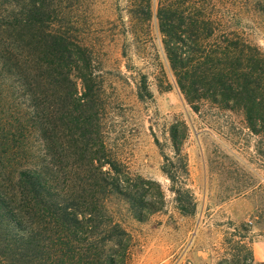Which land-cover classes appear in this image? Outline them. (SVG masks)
Returning a JSON list of instances; mask_svg holds the SVG:
<instances>
[{"label": "trees", "instance_id": "1", "mask_svg": "<svg viewBox=\"0 0 264 264\" xmlns=\"http://www.w3.org/2000/svg\"><path fill=\"white\" fill-rule=\"evenodd\" d=\"M101 1L0 0V80L12 79L30 102L17 108L8 127L0 125V148L14 143L17 149V155H0V264H131L135 240L126 216L145 222L166 205L159 183L134 175L107 147L103 120L109 100L102 75L107 58L89 33L90 14ZM111 4L127 16L118 35L122 57L137 46L139 56L149 58L156 21L162 53L191 109L200 113L211 105L238 113L264 144V49L220 15L247 1ZM250 6L257 11L260 3ZM157 52L150 67L169 90ZM138 76V98L151 100L150 74ZM169 132L177 167L166 158L170 165L163 172L179 210L193 214L195 197L183 187L188 169L182 147L189 127L180 121ZM30 136L41 142L32 157ZM156 143L160 146L157 138ZM246 189L238 187L237 193ZM115 201L124 208L112 207ZM247 231L231 233V257L219 264H254Z\"/></svg>", "mask_w": 264, "mask_h": 264}, {"label": "rangeland", "instance_id": "2", "mask_svg": "<svg viewBox=\"0 0 264 264\" xmlns=\"http://www.w3.org/2000/svg\"><path fill=\"white\" fill-rule=\"evenodd\" d=\"M244 1L248 5L242 8L235 4L228 14L221 9L224 12L220 15L228 25L243 28L250 40L264 49V0ZM256 2L262 10L259 7L255 11L250 6ZM90 17V38L101 46L107 58L102 75L109 100L103 120L108 150L134 175L159 183L166 198L164 209L145 222L126 216L125 227L135 240L131 264H219L231 257L227 244L231 233H245L243 227L248 230L246 241L253 251L254 264H264V144L260 138L249 132L238 113L211 105L200 113L191 109L162 53L156 21V40L147 56L154 59L159 51L171 85L169 90L161 87L155 67H150L154 60L139 56L137 46H129L128 57H122L123 38L118 35L123 32L122 21H127L123 11L111 0H102ZM141 72L150 74L151 100L138 98L137 79ZM18 91L12 79L0 80L1 126L8 127L18 107L30 106ZM180 121L189 127L182 147L188 169L183 187L195 197L193 214L179 210L172 183L163 172L170 165L166 158L177 167L169 131ZM9 136L11 141L15 138L13 133ZM27 142L32 157L41 142L38 136H30ZM11 144L5 151L0 148V155L6 151L17 155L16 146ZM242 186L247 189L237 193ZM152 190L156 193V186ZM113 203L116 209L124 208L119 202Z\"/></svg>", "mask_w": 264, "mask_h": 264}]
</instances>
